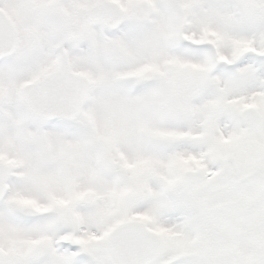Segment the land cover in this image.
Listing matches in <instances>:
<instances>
[{
    "label": "snow or ice",
    "instance_id": "1",
    "mask_svg": "<svg viewBox=\"0 0 264 264\" xmlns=\"http://www.w3.org/2000/svg\"><path fill=\"white\" fill-rule=\"evenodd\" d=\"M0 264H264V0H0Z\"/></svg>",
    "mask_w": 264,
    "mask_h": 264
}]
</instances>
